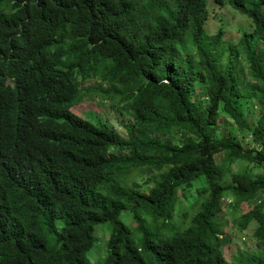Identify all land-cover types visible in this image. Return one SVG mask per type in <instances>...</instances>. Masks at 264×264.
Here are the masks:
<instances>
[{
    "label": "trees",
    "instance_id": "trees-1",
    "mask_svg": "<svg viewBox=\"0 0 264 264\" xmlns=\"http://www.w3.org/2000/svg\"><path fill=\"white\" fill-rule=\"evenodd\" d=\"M0 264H264V0H0Z\"/></svg>",
    "mask_w": 264,
    "mask_h": 264
},
{
    "label": "rangeland",
    "instance_id": "rangeland-1",
    "mask_svg": "<svg viewBox=\"0 0 264 264\" xmlns=\"http://www.w3.org/2000/svg\"><path fill=\"white\" fill-rule=\"evenodd\" d=\"M235 21L238 22L239 19L236 18ZM215 27H216L215 23H212L211 28H215ZM230 35L232 37H236V30L230 31ZM90 107H95V109L97 111V112L91 113V115L94 119H96L98 121L108 122V123L112 124L113 126H115L117 128V130L122 133V136L126 135V130H125L124 125H123L124 121L127 120L126 118L122 119L121 115L115 113V111L112 109L102 110L101 107H97L96 105L91 106V105L81 104L79 110L80 109L87 110V108H90ZM143 176L138 177L137 180L138 181L145 180L147 177H154L156 175L153 172L149 173V174H148V172H145V174ZM249 204L250 203H247V204L242 203L240 205L241 210L246 211L249 207ZM226 214H225V216L231 220L230 215L227 212H226ZM236 215H238V214H236ZM122 218L124 220H128V215H122ZM252 232H253L252 230H248L246 233H240L239 231H235V230H227V232H226L227 235L231 234L233 236H236L235 237L236 240L234 242H232L230 245V248L232 249V251L235 254L238 251V249H242V250L251 249L256 245V240L253 238ZM224 239H226V236H224ZM91 253L94 254L93 255L94 258L99 257V255H100V252H98L96 249H93L91 251Z\"/></svg>",
    "mask_w": 264,
    "mask_h": 264
},
{
    "label": "clouds",
    "instance_id": "clouds-1",
    "mask_svg": "<svg viewBox=\"0 0 264 264\" xmlns=\"http://www.w3.org/2000/svg\"><path fill=\"white\" fill-rule=\"evenodd\" d=\"M11 133L15 136L16 141L20 144L23 145V140L26 137L25 132L21 129V128H13V131H11ZM99 252V250H97ZM88 253L92 254L90 252V250L88 251ZM125 255H122V257H124ZM164 261H167L166 259Z\"/></svg>",
    "mask_w": 264,
    "mask_h": 264
}]
</instances>
